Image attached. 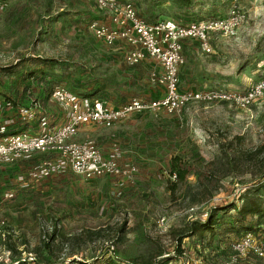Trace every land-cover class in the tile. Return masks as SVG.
Returning <instances> with one entry per match:
<instances>
[{
    "label": "rangeland",
    "instance_id": "1",
    "mask_svg": "<svg viewBox=\"0 0 264 264\" xmlns=\"http://www.w3.org/2000/svg\"><path fill=\"white\" fill-rule=\"evenodd\" d=\"M4 1L0 102L10 98L20 108L39 100L57 123L63 109L51 100L54 87L80 97L95 93L114 105L165 95L164 85L152 81L153 74L162 76L155 61L128 67L123 45L109 47L90 31L91 21L104 19L96 6L85 0ZM119 1L131 3L148 22L170 19L181 24L224 17L230 4L193 0L180 7L174 0ZM241 9L245 19L236 36H215L211 54L186 44L181 92L242 93L264 76V0H242ZM9 119L19 118L15 111L1 109L0 124ZM37 119L29 120L32 132ZM84 135H91L106 153L118 149L122 164L134 169L132 176L88 181L68 171L30 179V171L51 158L41 153L0 164V226L4 223L5 235L4 241L0 237V264H107L110 257L127 264H264V258L236 254L231 244L244 232L228 231L247 201L256 200L264 209V152H255L264 146V99L250 108L215 100L189 103L178 113L147 109L109 129L93 125ZM177 170L188 174L173 192ZM6 194L12 197L6 199ZM230 203L238 209L218 214L221 223L214 235L207 231L182 238L194 222L207 219L212 207ZM247 220L259 223L264 237V219Z\"/></svg>",
    "mask_w": 264,
    "mask_h": 264
},
{
    "label": "built area",
    "instance_id": "2",
    "mask_svg": "<svg viewBox=\"0 0 264 264\" xmlns=\"http://www.w3.org/2000/svg\"><path fill=\"white\" fill-rule=\"evenodd\" d=\"M85 1L96 6L104 13V18L110 20V24H106L103 19L91 21L89 29L94 36L109 47L119 44L128 47L124 56L128 67H134L146 59L155 61L162 69V76L153 74L152 81L164 85L165 95L150 102L134 99L120 107H112L101 99L79 97L63 86L54 87L51 99L61 105L65 113V123L61 126L52 124L37 100H32L30 106L20 107L17 114L24 121L38 116L37 131L25 130L7 134V127L14 124L15 120L9 119L1 123L0 164H15L41 153L50 155L51 158L40 161L36 169L30 171V179H45L52 175L66 174L68 171L88 181L104 177L130 178L134 169L122 164L118 149L106 153L94 141L78 139L83 127L96 125L109 129L132 113L153 108L178 113L189 103L215 100L232 103L239 108H250L264 99V76L242 93L180 91V69L185 60L184 43L194 41L198 44L199 51L208 55L213 52L215 36L235 37L245 19L241 9L242 0H229V10L224 17L187 25L173 20L147 22L129 2ZM5 2L0 0V9L5 7ZM1 109L16 111L11 103H0ZM11 197L10 194L5 195L6 199ZM3 226L4 223L0 226V237L4 241ZM231 248L240 256L251 254L264 258V237L260 232H247L234 240Z\"/></svg>",
    "mask_w": 264,
    "mask_h": 264
},
{
    "label": "trees",
    "instance_id": "3",
    "mask_svg": "<svg viewBox=\"0 0 264 264\" xmlns=\"http://www.w3.org/2000/svg\"><path fill=\"white\" fill-rule=\"evenodd\" d=\"M192 1L193 0H174L175 4L177 6H180V7H189L191 5ZM167 20H170V19H167ZM151 23H154V22H151ZM191 23H193V22H191ZM178 24H181V23H178ZM187 24H189V23H187ZM187 24H181V25H187ZM52 91H51V94H52ZM83 97L96 98L95 93H92V94L91 93H85V95ZM5 99H6L5 102L3 101L0 103H11L13 105L14 109L16 110L15 112L17 114V109H19L20 103H18V101L12 100L10 98H5ZM37 101L40 102L39 100H37ZM40 104H41V102H40ZM17 116L19 119L15 120L14 124L9 125L7 127V134H14V133H19V132L25 131L30 126L29 121H24L23 119H21V117L18 114H17ZM255 152L257 155L262 154L264 152V146L258 147ZM187 174L188 173L186 170H177L176 171L175 181L171 185L173 192H175L181 184H184L186 182ZM261 177L264 178V171L262 172ZM262 206H263L262 203H259L256 200H252V201L249 200L246 203H244V205L240 209L237 208L235 203H230V204L222 206V207H212L211 211L209 212V214L207 216V219L205 221L194 222L191 226V229L189 230L190 232L186 235H183L182 238L196 236L197 234H200V236H202L203 233L207 232V231L210 232L212 235H214L215 229L218 228V226H220V223H221L220 218H218V214L219 213L228 214L231 210H236V209H238L237 214L232 219L231 227L228 229V231L234 232V233L244 232L243 234H245L247 232H259L258 228H259L260 224L257 222L256 223H248L247 219L249 216L250 217H258L259 221H260V219H264V209ZM182 240L183 239H180V240H178V242L181 244ZM121 261L122 260H120L119 258L116 259V258L110 257L107 264H127V262L122 261L123 263H121ZM45 264H49V263H45ZM85 264H91V263H85ZM130 264H154V262L144 261L141 263H130Z\"/></svg>",
    "mask_w": 264,
    "mask_h": 264
},
{
    "label": "crops",
    "instance_id": "4",
    "mask_svg": "<svg viewBox=\"0 0 264 264\" xmlns=\"http://www.w3.org/2000/svg\"><path fill=\"white\" fill-rule=\"evenodd\" d=\"M103 21L106 23V24H110V20L108 19V18H104L103 19ZM189 42H192V44L193 43H195V44H197L196 42H194V41H186L185 43H184V54H186V50H187V48H185V46H186V44L187 43H189ZM121 45H123V47H125V49H126V52H127V48L128 47H126L124 44H119V45H117V46H121ZM198 45V44H197ZM198 50H199V48H198ZM125 52V53H126ZM125 53H124V55L123 56H125ZM52 100V99H51ZM107 103V102H106ZM111 103V102H110ZM42 104V103H41ZM109 106H112V107H120V105H114L113 103H111V104H109V103H107ZM122 105H124V103L123 104H121V106ZM42 108H44V105L42 104ZM51 121V123L53 124L54 123V125H57V126H61V125H63L64 123H65V113H64V111H63V113H62V118H61V120L59 121V122H55V119L53 118V119H51L50 120ZM36 123V122H35ZM37 126V123L34 125H32L31 127H33V128H35ZM93 125H88V126H85V127H83L81 130H80V133H79V136H78V139L80 140V141H84V140H91V141H94L93 140V138H92V136L90 135V136H85L84 134L85 133H87L88 132V129L90 128V127H92ZM96 126V125H95ZM30 127V126H29ZM30 128H28V130H29ZM95 142V141H94ZM96 143V142H95ZM98 146H99V148H101V150L103 151V152H105V150H103V148L100 146V144H98V143H96ZM55 156V155H54Z\"/></svg>",
    "mask_w": 264,
    "mask_h": 264
}]
</instances>
